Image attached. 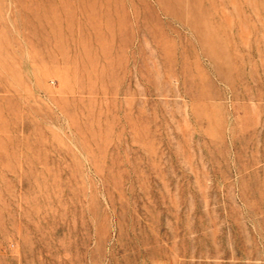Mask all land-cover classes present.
Masks as SVG:
<instances>
[{
  "label": "rangeland",
  "instance_id": "rangeland-1",
  "mask_svg": "<svg viewBox=\"0 0 264 264\" xmlns=\"http://www.w3.org/2000/svg\"><path fill=\"white\" fill-rule=\"evenodd\" d=\"M0 264H264V0H0Z\"/></svg>",
  "mask_w": 264,
  "mask_h": 264
}]
</instances>
